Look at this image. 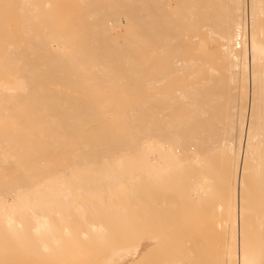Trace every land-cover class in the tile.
Listing matches in <instances>:
<instances>
[{
    "label": "bare ground",
    "instance_id": "6f19581e",
    "mask_svg": "<svg viewBox=\"0 0 264 264\" xmlns=\"http://www.w3.org/2000/svg\"><path fill=\"white\" fill-rule=\"evenodd\" d=\"M116 1L104 3L109 20L102 47L105 57L122 58L126 67L116 63L133 69V77L115 63L110 67L119 73L108 76V66L94 63V49L88 64L98 67L70 65L76 55L69 36L41 29L30 35L31 25L49 14L48 1L0 0V40L18 39L2 26L15 14L19 29L36 42L26 47L38 49L33 65L22 68L18 46L0 45L6 111L0 119H8L11 131L22 126L31 133L21 140V159L34 152L46 160L35 171L25 169L10 194L0 182V245L10 239L15 249L19 240L23 248L4 264H121L128 254L133 264H264V0H137L138 16L125 21L144 25V34L112 36L110 21L123 14ZM100 71L105 82L134 78L136 88L144 85L134 114L113 117L136 123L119 124L122 139L74 140L67 147L64 128L77 124L60 122L45 98L33 96L84 82L95 88L91 81ZM37 74L54 82L36 84ZM65 151L52 170L50 158ZM18 158L16 146L0 148L4 163Z\"/></svg>",
    "mask_w": 264,
    "mask_h": 264
},
{
    "label": "rangeland",
    "instance_id": "374dc122",
    "mask_svg": "<svg viewBox=\"0 0 264 264\" xmlns=\"http://www.w3.org/2000/svg\"><path fill=\"white\" fill-rule=\"evenodd\" d=\"M50 5L49 8H44L46 12L49 14L42 17L40 21H43L42 23L31 25L32 31L30 32V35H36L38 34V30L41 29L43 31H48L50 33H56V34H62L66 35L72 38L71 44H74L75 47H71L72 54L76 55L74 58H71L70 65H73L74 63L76 66L82 63L88 64V54L90 49H94L95 53V64L101 63L100 65L108 66V76L115 73H119L120 71H124L125 68H122L125 64H123V60H118L116 56H113L110 52L108 57L107 52H104L106 48L102 47L103 44L106 43V41L103 39L104 34V21L109 20V10L107 7L104 6V3H107L108 0H44V2H47ZM113 1V0H109ZM116 1V0H115ZM117 2V1H116ZM137 0H128V2L120 3L117 2L115 6V11L120 14H124L123 16L120 15V20H111L112 23V29H111V35L118 36V35H128L129 34H144L145 26L144 25H138L137 27H134V25H129L128 22H126V16L133 17L138 16L136 14V11L133 10V6L136 4ZM91 3L94 7L93 8H85V4ZM13 10L14 7L12 8ZM101 12V13H100ZM122 17V18H121ZM141 18L144 19V15H141ZM18 19V15L11 14L6 17V23H4L2 26L6 27V34H13L16 35V38L13 41L11 40H0L1 44H7V43H13L17 45L18 49L22 51V60L20 61L19 65L20 67H29L33 64L30 62L33 60L32 54L36 53L38 50L37 47L28 48L27 45H36V42L32 40L31 38H26L27 35L23 32L22 29H19V23L16 20ZM14 20V21H13ZM19 20V19H18ZM98 24H97V23ZM103 23V24H101ZM101 24V25H100ZM24 27V26H23ZM107 27V26H106ZM114 28V29H113ZM118 34V35H117ZM75 37L76 39H73ZM79 39V40H77ZM142 45L146 44L145 40H142ZM2 46H0L1 48ZM136 46L132 48V53L136 52ZM39 49L42 50V46L39 45ZM141 49H145V47H141ZM27 50L29 51V55L27 54ZM125 59V58H124ZM120 61L123 66L121 67L122 70L119 68L121 65L118 64ZM77 61V62H76ZM86 61V62H85ZM125 61V60H124ZM129 61V60H128ZM26 62V63H25ZM81 62V63H79ZM130 62V61H129ZM30 65H29V64ZM115 63L116 67H118L119 72L117 71V68L113 69L111 67L112 64ZM128 63V62H127ZM126 63V64H127ZM85 65V70H88L89 68L92 69V67H98L94 65ZM132 65V64H131ZM130 65V66H131ZM111 66V67H110ZM126 67V66H124ZM140 67L145 68L146 67V56L143 53L141 58ZM128 68V67H127ZM140 68V69H142ZM110 69L112 71H110ZM130 69V67H129ZM2 71V70H1ZM2 75H7V72L2 71ZM110 73V74H109ZM121 73V72H120ZM107 74V73H106ZM126 75H131L133 77L134 71L133 69L121 73ZM144 74V73H143ZM100 74H97L95 78L91 81V84H95V88L87 87L85 82L83 86H79L76 89H73L72 87L68 88H54L50 89L49 92L52 93V95H42V94H36L33 96V100H38L40 98H45V104L46 107H49V110L47 112L50 113H56V115L60 118H64L63 120H60L62 123H68V124H77L76 126H70L65 127L64 131H66L68 134L66 135L65 141L68 140V142L65 144L67 147L71 145V141H77L78 143H75L76 145L83 144L88 145L89 143H85V141L88 140H94V145H103L104 143H108L107 141L111 140H119L123 137L117 136V133H120L123 131L124 127L120 126L119 124H126V123H136V121H121L119 118H113L118 115L121 116V114L132 116L134 114L137 100L143 99L145 97V91L144 85H142L139 88H136V80L134 78H128L123 79V81L119 79H109L108 81H102L100 80L101 76ZM120 76V74H119ZM118 78V77H117ZM6 80V78H5ZM37 83L42 84H48L50 82H54L53 78L50 79L49 77H39V74H37V79L34 81ZM58 82V81H55ZM122 85H125L122 87ZM226 90V89H225ZM224 90V94L226 91L229 92V90ZM32 92H37L36 89L34 90H28ZM228 92L225 94L227 95ZM92 98V99H101V103L96 105H89L86 104V99ZM83 100V102H81ZM85 101V102H84ZM8 107V106H7ZM50 107H52V110H50ZM3 106L0 108V115H3L6 113L4 110V113L2 111ZM123 108H125V111L123 112ZM11 113L15 114L14 111H11ZM24 113H21L22 115ZM100 117L98 119H93V116ZM25 118H20V123ZM118 119V120H117ZM23 122H26L24 120ZM9 121L8 119H0V148L4 145L8 146H16L17 154L19 155V158L14 160H9L6 163L0 159V182L5 183V188H7V193L10 194V188H12V183L15 179H20L22 177V173L25 171V169H30L31 171H35L37 168V165L40 161L45 162L46 160L41 158L39 159L34 152L29 153V156H32L33 159L25 161V154L22 156V159L20 157L21 155V147L23 143H21V140L26 139V136L30 135L27 130H24L22 126L9 128ZM25 133V135L23 134ZM96 134V135H95ZM111 134V135H110ZM18 139L19 143L15 144L14 140ZM80 142V143H79ZM110 148V146H108ZM66 151L64 152V155H61L60 157L55 156L51 159L52 161V170H57L59 165L64 162V156H66ZM58 156V155H57ZM65 162L70 163L69 156L66 157ZM4 163V164H3ZM213 163V162H212ZM213 166V165H212ZM212 166L210 168H212ZM209 168V169H210ZM213 169V168H212ZM215 170V171H214ZM212 172H216V169H214ZM208 173L209 172L208 170ZM215 175V174H214ZM212 176V175H211ZM217 176H213L211 181V187L214 188L217 186V180L214 179ZM211 189V188H210ZM215 189V188H214ZM212 190V189H211ZM216 190V189H215ZM1 191V190H0ZM210 191V190H209ZM212 192H208V197H211L210 202L212 201V195L210 194ZM211 196H210V195ZM207 197V198H208ZM209 201V199H207ZM206 201V200H205ZM207 202V203H210ZM178 203V202H177ZM204 203V202H203ZM206 203V202H205ZM215 203L214 199L213 202ZM11 240L6 239L1 241L0 245V264L5 263V257L7 260L12 261L14 258H17L12 254V251L14 250L16 255H19L20 250L23 248H20V241L18 240L16 243V248L12 249ZM131 246L126 247L125 249H122V251H126L125 254L130 252ZM122 256V255H121ZM120 258V257H119ZM121 264H133V257L132 255L122 256L121 257ZM11 263V262H10ZM9 264V263H8ZM20 264V262H18ZM109 264V263H106ZM112 264V263H110Z\"/></svg>",
    "mask_w": 264,
    "mask_h": 264
}]
</instances>
